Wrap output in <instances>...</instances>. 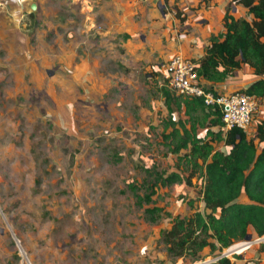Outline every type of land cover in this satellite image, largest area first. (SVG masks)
I'll list each match as a JSON object with an SVG mask.
<instances>
[{
  "label": "rangeland",
  "instance_id": "obj_1",
  "mask_svg": "<svg viewBox=\"0 0 264 264\" xmlns=\"http://www.w3.org/2000/svg\"><path fill=\"white\" fill-rule=\"evenodd\" d=\"M89 1L40 0L36 17L27 3H0V264L213 262L209 248L201 262L174 258L161 239L168 211L191 215V200L201 206L199 172L191 187L155 186L152 194L150 185L179 162L164 137L173 128L164 132L162 64L176 53L199 58L206 41L196 36L219 29L218 11L209 5L196 17L164 0L162 19L150 15L156 4L137 6L129 14L139 27L134 37L111 0H101L110 20L97 17L84 29L95 7ZM152 207L155 221L146 211ZM245 241L222 254L232 262L256 258L251 249L264 236ZM242 244L243 252L231 250Z\"/></svg>",
  "mask_w": 264,
  "mask_h": 264
},
{
  "label": "trees",
  "instance_id": "obj_2",
  "mask_svg": "<svg viewBox=\"0 0 264 264\" xmlns=\"http://www.w3.org/2000/svg\"><path fill=\"white\" fill-rule=\"evenodd\" d=\"M5 3L19 7L24 2ZM235 6L244 8V17L232 13ZM177 16L181 17V12ZM191 60L199 76L209 82L206 88L215 94L224 93L220 84L230 81L239 71L252 68L249 77L254 80L239 91L254 95L264 105V0H230L221 31L210 36L201 57ZM153 70L158 75L161 68ZM162 90L163 104L169 113L164 132L173 128L164 133L165 142L170 153L178 155L179 162L176 168L157 172L150 185L152 194L155 186L185 183L191 187L198 172L203 185L201 206L190 201L193 214L174 215L168 211L170 225L161 237L168 253L174 258L188 257L201 262L206 259L204 250L209 248L218 258L206 264H263L260 262L264 260V242L257 250L251 249L257 255L252 260L245 261L238 255L237 261L232 262L222 253L235 241L245 240L248 234H252L253 241L264 236V111L255 115V135L249 138L247 131L240 128L222 131L220 110L207 105L203 96L178 95L166 83ZM70 105H65L69 115ZM129 185L135 187L134 183ZM152 194H146L145 200L153 202ZM184 200L183 197L181 202ZM146 211L153 221L160 214L158 207ZM244 248L242 244L231 250L243 252Z\"/></svg>",
  "mask_w": 264,
  "mask_h": 264
},
{
  "label": "built area",
  "instance_id": "obj_3",
  "mask_svg": "<svg viewBox=\"0 0 264 264\" xmlns=\"http://www.w3.org/2000/svg\"><path fill=\"white\" fill-rule=\"evenodd\" d=\"M2 2L5 0H0ZM161 68L164 82L178 95L203 96L207 105L218 107L223 121L221 130L224 132L233 128L247 131L253 124L255 115L261 111V103L254 95L239 90L222 94L209 91L206 88L209 83L199 76L191 58L181 53L170 56ZM247 242L253 244L254 241H245Z\"/></svg>",
  "mask_w": 264,
  "mask_h": 264
},
{
  "label": "crops",
  "instance_id": "obj_4",
  "mask_svg": "<svg viewBox=\"0 0 264 264\" xmlns=\"http://www.w3.org/2000/svg\"><path fill=\"white\" fill-rule=\"evenodd\" d=\"M30 1H32V0H23V2L27 3V4ZM65 1L68 2L70 0H65ZM74 1H77V0H72V2H74ZM168 1L174 2V4H177L180 7H183V10H185V11H187L190 8L194 9L193 15H195L196 17H198V15H196L195 13H199L204 8L208 9V7H209L208 5H210V6L214 5V6H211L212 9L215 8L216 11H218L217 17H219V22H220V24H219L220 26H218L219 29L208 31L209 34L206 33L207 39H206L205 35H203V36L197 35L196 36L198 38L200 37L201 40L206 41L203 43L204 45L202 46L203 48L201 50V53L203 54L204 53V47L208 44L210 36L212 34H218L221 31L223 18H224V15L226 13V7H227L228 3L230 2V0H168ZM37 2H38V7H39L40 0H37ZM162 2H164V0H111L110 4L112 6L115 5V7H116L115 13H117L120 16V19L126 18L127 20H129V24L126 27V30H127L128 26L131 27V30L127 31V33L130 34L131 36H134V34H136L139 31V27H135V25H133V23L130 22L131 17H129V14L133 13L136 8L138 9L137 6L149 7V5H153V3H154V5L155 4L156 5L154 8H151L152 14L150 13V15H154L155 18H157V16L159 18L162 17V19H163V17H165V15H164L163 11L161 10V8L159 7V5H157V4L161 5ZM88 3L89 4L92 3L93 5H95V7L92 8V6H91L90 12L86 15L85 19H86L87 23H86V25L82 24L84 29H86L87 26H90V29L93 28L92 23H94V20L97 19V17L102 16L104 19L110 20V18L112 17L111 10L107 9L106 7L101 6L103 3L101 0H90ZM242 8L243 7H241V6H238V7L235 6L233 8V11H236V10L237 11H243ZM156 14H157V16H156ZM244 14H245V12H244ZM133 16H135V15H133ZM239 16H241V14ZM236 17H238V16H236ZM204 20H205L204 17H200V22L204 21ZM89 23H91V25ZM79 25H81V24H79ZM105 30L108 31L109 29H105ZM184 45H181L182 46L181 49L186 50V52H188L189 50H187V47H189V46H187V44H184ZM194 47L191 46V48H194ZM201 55L199 57H201ZM252 72H253L252 68H245V69L239 71L237 73V75L234 76L233 78H231V80L228 81L227 83L220 84L219 87L223 90L224 93L242 89L245 85L249 84L251 81L254 80V78L249 77L250 73H252ZM257 143H258V141H257Z\"/></svg>",
  "mask_w": 264,
  "mask_h": 264
},
{
  "label": "water",
  "instance_id": "obj_5",
  "mask_svg": "<svg viewBox=\"0 0 264 264\" xmlns=\"http://www.w3.org/2000/svg\"><path fill=\"white\" fill-rule=\"evenodd\" d=\"M27 8H28V10L30 11V12H32V14L34 15V17H36L37 16V13H38V2H37V0H32V1H30L29 3H28V6H27ZM252 234H248L247 236H246V241H252Z\"/></svg>",
  "mask_w": 264,
  "mask_h": 264
}]
</instances>
